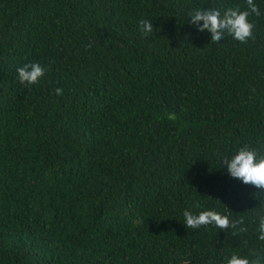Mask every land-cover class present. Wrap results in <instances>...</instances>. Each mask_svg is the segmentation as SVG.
<instances>
[{
	"label": "trees",
	"instance_id": "trees-1",
	"mask_svg": "<svg viewBox=\"0 0 264 264\" xmlns=\"http://www.w3.org/2000/svg\"><path fill=\"white\" fill-rule=\"evenodd\" d=\"M255 3L254 39L215 43L188 14L246 0H0V264H264V192L222 163L264 144ZM186 209L247 232L186 228Z\"/></svg>",
	"mask_w": 264,
	"mask_h": 264
},
{
	"label": "clouds",
	"instance_id": "clouds-1",
	"mask_svg": "<svg viewBox=\"0 0 264 264\" xmlns=\"http://www.w3.org/2000/svg\"><path fill=\"white\" fill-rule=\"evenodd\" d=\"M247 8L241 10L239 6L228 7L223 12L218 8L207 10L196 9L188 14L191 19L189 23L196 26L198 31L207 30L211 36V42L219 43L225 34L232 36L241 43L247 42L248 38L253 37L254 24L248 19L250 15L260 16L261 11L255 0H246ZM201 21L203 23H201ZM139 27L142 34H149L154 31L153 23L147 19L139 20ZM89 44L87 47H90ZM46 68L39 62L25 63L17 69L18 79L21 84L35 85L45 75ZM57 95H63L61 88H56ZM223 165L227 166V172L232 178L239 179L246 185H252L261 192H264V144L253 147L244 144L231 158L224 157ZM197 207L199 205H196ZM184 226L186 228L198 229L201 226L214 225L219 229H232L233 235L247 232L243 227V218L230 220L227 215H223L215 210H203L198 214L186 209L183 211ZM259 236L260 241H264V215L259 217ZM227 264H262L260 258L249 259L233 253L227 259Z\"/></svg>",
	"mask_w": 264,
	"mask_h": 264
}]
</instances>
